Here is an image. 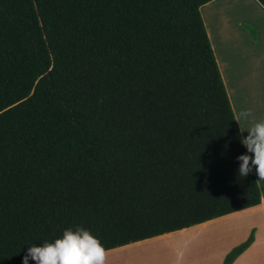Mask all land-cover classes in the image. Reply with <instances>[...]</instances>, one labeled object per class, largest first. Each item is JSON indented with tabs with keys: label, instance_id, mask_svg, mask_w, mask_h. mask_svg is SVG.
Returning a JSON list of instances; mask_svg holds the SVG:
<instances>
[{
	"label": "trees",
	"instance_id": "obj_1",
	"mask_svg": "<svg viewBox=\"0 0 264 264\" xmlns=\"http://www.w3.org/2000/svg\"><path fill=\"white\" fill-rule=\"evenodd\" d=\"M210 1L0 0V264L68 228L110 250L258 205Z\"/></svg>",
	"mask_w": 264,
	"mask_h": 264
},
{
	"label": "crops",
	"instance_id": "obj_2",
	"mask_svg": "<svg viewBox=\"0 0 264 264\" xmlns=\"http://www.w3.org/2000/svg\"><path fill=\"white\" fill-rule=\"evenodd\" d=\"M239 1L253 2L264 18V9L255 0H211L201 5L198 11L242 139L247 136L246 130L254 121L264 120V28L259 36L251 38L246 31L240 29L243 24L241 19L233 18L227 12L213 14L215 4L225 6L230 2ZM250 99L255 100L254 108H249ZM244 110H251L252 117L247 121L238 120L239 113ZM240 129L244 132L242 133ZM244 149L246 154H249L245 147ZM253 175L259 191L258 205L185 229L110 249L108 254L153 243L161 245L160 252L157 251L156 254L157 259L150 261L147 258L143 262L137 260L136 264H222L224 255L237 242H242L252 229V242L230 264H264V228L259 222L264 218V181L257 182L258 177L254 170ZM242 214L245 220L237 224L241 223V227L245 224L246 227L244 229L242 227L240 235L237 232L238 237L234 239L235 241L233 233L231 231L232 234L227 233V230L222 236L209 234L207 238H200L201 232L198 229L216 223L217 220ZM247 219L252 220L246 221Z\"/></svg>",
	"mask_w": 264,
	"mask_h": 264
},
{
	"label": "clouds",
	"instance_id": "obj_3",
	"mask_svg": "<svg viewBox=\"0 0 264 264\" xmlns=\"http://www.w3.org/2000/svg\"><path fill=\"white\" fill-rule=\"evenodd\" d=\"M252 115L251 110H244L237 119L247 121ZM246 131L247 136L240 142L249 154L237 157L240 162L238 173L241 177H247L254 170L257 182L264 181V120L254 121ZM108 252L89 230L83 227L75 230L68 228L61 238L53 242L31 245L23 257V264H29V260L35 264H107Z\"/></svg>",
	"mask_w": 264,
	"mask_h": 264
},
{
	"label": "rangeland",
	"instance_id": "obj_4",
	"mask_svg": "<svg viewBox=\"0 0 264 264\" xmlns=\"http://www.w3.org/2000/svg\"><path fill=\"white\" fill-rule=\"evenodd\" d=\"M213 11H214L213 12L214 15L227 12L231 14L233 18L241 19L243 24L241 25L240 29H243L244 31H246L251 38H255L256 36H259L262 33V29L264 28V18L261 16V14L258 11V7L253 2H248V1H239L237 3L230 2L229 5H225V6L220 5V4H215L213 7ZM222 37L223 35H221V38ZM248 105H249V108H254L255 100L250 99L248 102ZM243 219L245 220V217L242 214V215L230 216L228 218L217 220L216 223L210 224L203 229H198L201 232L200 238L202 237L207 238L209 234H215L216 236H222L223 234H225V231L227 230V233H231V232L233 233V234L231 233L233 236V240L237 239L238 233L240 235V231L242 232L243 229L246 227L245 224H242V227H243L242 229L241 223L237 224V222H240ZM251 220L252 219H247L246 221H251ZM259 222H260V226L264 228V218H262ZM251 230H249V232ZM239 243L240 242H237V244ZM237 244H235L234 246H236ZM159 246L161 245L149 243L147 245L137 247L135 249H132V248L124 249L123 251L109 253L107 264H127L129 262H131V264H136L137 260H140L143 262L145 259L147 260V258L150 261L153 259L156 260L157 251L160 252ZM125 261L127 262L124 263Z\"/></svg>",
	"mask_w": 264,
	"mask_h": 264
}]
</instances>
